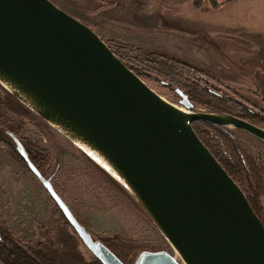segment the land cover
I'll list each match as a JSON object with an SVG mask.
<instances>
[{
  "label": "water",
  "instance_id": "1",
  "mask_svg": "<svg viewBox=\"0 0 264 264\" xmlns=\"http://www.w3.org/2000/svg\"><path fill=\"white\" fill-rule=\"evenodd\" d=\"M0 83L98 154L183 261L143 251L134 264H264L263 221L193 123L234 127L264 143L263 128L195 111L179 88L186 110L169 102L96 31L51 0H0ZM0 132L11 137L88 251L102 264H125L78 221L20 138Z\"/></svg>",
  "mask_w": 264,
  "mask_h": 264
},
{
  "label": "rangeland",
  "instance_id": "2",
  "mask_svg": "<svg viewBox=\"0 0 264 264\" xmlns=\"http://www.w3.org/2000/svg\"><path fill=\"white\" fill-rule=\"evenodd\" d=\"M51 1L91 27L128 61L137 63L136 52L120 50L119 44L168 54L191 63L199 71L202 69L211 79L199 74L203 90L195 93V111L231 115L240 113L239 110L264 112V0ZM141 73L150 76L151 79L144 80L158 94L186 109L175 89L191 91L192 84H196L194 76ZM0 122L4 123H0V128L8 131L6 127L12 123L23 124L13 133L21 141L34 140L48 152L47 161H36L39 167L33 163L45 177L53 178L55 190L88 232L103 243L110 241L115 245L125 264H134L143 251H166L183 263L114 173L96 163L1 83ZM196 128L203 129L198 125ZM223 129L234 137L243 156L258 168L255 171L247 165L241 182L258 198L264 222V191L259 190L260 185L264 188V143L243 130ZM66 222L41 181L0 143L2 231H7L21 245L34 248L39 244L46 246L48 238L50 244L51 237L47 235L56 237L57 229L63 226L68 235L77 238L85 260L95 263L94 255ZM46 228L49 234L44 232ZM3 262L0 259V264Z\"/></svg>",
  "mask_w": 264,
  "mask_h": 264
},
{
  "label": "trees",
  "instance_id": "3",
  "mask_svg": "<svg viewBox=\"0 0 264 264\" xmlns=\"http://www.w3.org/2000/svg\"><path fill=\"white\" fill-rule=\"evenodd\" d=\"M118 47L120 50H129L130 52H136L137 63L135 64L123 58L117 51L114 50L116 55L129 68H131L137 75H139L143 79L151 78L145 73V75H143L141 71H158L159 73L175 77H184L188 74L190 76H194L193 81L196 82V84H192L194 88L192 87L191 91L185 92L188 96H190L189 98L193 104H195L196 102L195 93L199 90H203L201 83H199L200 75L206 76L211 79V77L202 69H200L202 71L201 72L195 66H192L191 63L179 60L171 55L148 51L143 48L130 45L119 44ZM212 80L216 81L214 78ZM225 103L231 105L230 101H225ZM242 111L243 110H239L240 113L232 115L242 118L258 127H264L263 111H261L260 114L250 113L245 110V113H241ZM230 113L233 112L230 111ZM0 123L2 124V122ZM196 125L201 126L203 129H197ZM22 126L23 124L19 125L18 123H12L6 128H8L11 132L17 133L18 128H21ZM193 127L202 139V141L214 154V156L220 161L224 168L243 189L254 211L263 221V218L260 213L258 198L254 195L253 192H251V190H249L248 188L245 189L241 182V180L244 178L243 176L245 173V167L247 165H251L256 171V169H258L256 164L253 163L251 159L243 156L241 148H239L237 143L234 141V137L229 133L225 132L223 129L224 127L206 122H194ZM0 137V142L7 147L11 154L18 157L29 169L25 160L22 158L21 155H19L11 137L3 132H0ZM22 140V142L28 149L31 160L34 161L37 166V160H48V152L43 150L37 142L29 138H22ZM259 190L263 192L264 188L260 185ZM66 223L69 224L68 222ZM57 231L58 232H56V237L47 235V237H51L50 244L48 243V238L46 246L42 247L39 244L34 248H28L26 246L21 245V243L16 240L13 236L9 235L7 231H2V229L0 228V234H2L3 232V237L2 239L0 238V259L3 260V263L5 264H102L95 256V263H88L85 260L83 253L79 250L77 238L68 235V231L66 232V229L63 226H60ZM44 232L49 234V228H46ZM105 244L125 263L121 255L116 252L117 249L115 245L110 243V241L105 242Z\"/></svg>",
  "mask_w": 264,
  "mask_h": 264
},
{
  "label": "bare ground",
  "instance_id": "4",
  "mask_svg": "<svg viewBox=\"0 0 264 264\" xmlns=\"http://www.w3.org/2000/svg\"><path fill=\"white\" fill-rule=\"evenodd\" d=\"M183 110H186V109H183ZM76 145L79 146L81 150H83L86 154H88L89 157L92 158L96 163H98L103 168L109 170L111 173H113L112 170L107 166L106 162L102 158H100L98 154L94 153L93 151H91L86 146L82 145L81 143L76 142Z\"/></svg>",
  "mask_w": 264,
  "mask_h": 264
},
{
  "label": "flooded vegetation",
  "instance_id": "5",
  "mask_svg": "<svg viewBox=\"0 0 264 264\" xmlns=\"http://www.w3.org/2000/svg\"><path fill=\"white\" fill-rule=\"evenodd\" d=\"M0 139H1V137H0ZM1 143V142H0Z\"/></svg>",
  "mask_w": 264,
  "mask_h": 264
}]
</instances>
